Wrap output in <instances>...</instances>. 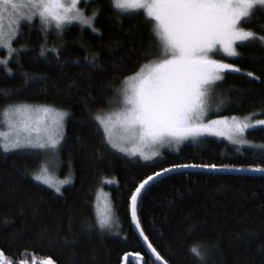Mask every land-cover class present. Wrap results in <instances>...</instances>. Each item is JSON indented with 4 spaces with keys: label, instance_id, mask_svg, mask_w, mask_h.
Listing matches in <instances>:
<instances>
[{
    "label": "trees",
    "instance_id": "16d2710c",
    "mask_svg": "<svg viewBox=\"0 0 264 264\" xmlns=\"http://www.w3.org/2000/svg\"><path fill=\"white\" fill-rule=\"evenodd\" d=\"M86 3L80 8L86 17L95 14V32L78 24L43 31L34 21L21 26L13 59L0 68V132L9 105L66 113L58 177L71 178L59 193L37 182L42 152H5L0 139V252L10 264L48 259L53 264H155L130 219L129 193L142 179L174 165L264 168V148L238 150L213 138L185 144L152 162L108 146L91 113L107 110L121 82L146 57H156L159 38L142 12L124 14L112 0ZM243 27L264 36V9ZM236 51L228 62L240 71L224 73L213 87L218 115L264 120V42L240 43ZM245 137L264 145V128L249 130ZM101 188L113 210L109 232L95 217ZM137 215L167 264H264V175L173 173L146 189ZM194 247L207 250L205 261L191 251Z\"/></svg>",
    "mask_w": 264,
    "mask_h": 264
},
{
    "label": "snow or ice",
    "instance_id": "6c2138e0",
    "mask_svg": "<svg viewBox=\"0 0 264 264\" xmlns=\"http://www.w3.org/2000/svg\"><path fill=\"white\" fill-rule=\"evenodd\" d=\"M81 2L0 0V20L9 10L17 17V28L13 34H6L0 23V48L7 49L9 56L16 51L12 43L21 20L32 22L38 19L45 31L52 26L61 30L75 21L95 32V14L86 17L78 8ZM112 3L116 9L123 11L143 10L146 19L154 21L153 30L159 38V51L153 59L146 57L147 62L121 82L122 88L115 90L116 98L106 102L113 107L91 113L96 131L107 145L119 152L139 154L149 160L158 153H149L145 149L166 142L179 143L210 134L226 136L234 143H244L240 138L247 129L264 126V120H256L253 124L247 118L240 120L233 117L207 122L203 119L210 86L222 79L220 73L226 69L240 71L231 64L211 59L209 54L222 50L227 56L235 57L238 55L235 48L237 42L243 44L256 39L264 42V36L257 37L253 31L242 27V22L250 21L256 10L264 9V0H112ZM41 55H44V50ZM7 63V60H0V64L7 66ZM8 71L11 74V70ZM247 75L251 77L253 73ZM32 112L44 115L33 119L30 115ZM66 115L46 107L33 109L28 105H9L4 116L10 134H4L3 150L55 149L64 138L63 122ZM176 167L218 170L215 164L174 165L173 168L163 169V172L173 171ZM254 171L264 172V168ZM161 174L155 172L146 176L129 193L130 215L156 261L167 264L144 234L137 215L143 193L150 182ZM35 179L60 192V187L46 175H37ZM59 183H70V180ZM97 219L101 229L110 227L112 214L108 205L98 212ZM191 251L201 262L206 260V249L198 251L194 247ZM45 264H53V261L48 259Z\"/></svg>",
    "mask_w": 264,
    "mask_h": 264
},
{
    "label": "rangeland",
    "instance_id": "374dc122",
    "mask_svg": "<svg viewBox=\"0 0 264 264\" xmlns=\"http://www.w3.org/2000/svg\"><path fill=\"white\" fill-rule=\"evenodd\" d=\"M82 1H85V3H86V2H89L90 0H82ZM80 4L81 3L78 4V8H79L80 11H82L84 13V10L82 8H80ZM118 10L123 12L124 14L138 13V12H142L144 14L143 10H133V11H123V10H120V9H118ZM16 19H17V17L15 15L11 14V10H9L8 13H5L3 15V18H2V20H0V23H2L3 30H4V32L6 34H13L14 33V30L17 28V25L15 23ZM34 21H37L38 25H39V28H41V30H43L38 19H35L32 22H28L26 20H21L20 23H19V29L21 28V26H30V25H32ZM73 24H78V25L82 26L80 23L75 22V21L72 24H69V25H73ZM153 24H154V21H153ZM66 26H68V25H66ZM52 27L55 29L54 26H52ZM52 27H50L49 30H52ZM242 27H243V22H242ZM43 31H45V30H43ZM56 31H58V30H56ZM18 37H19V31H18V34L15 36V39H17ZM14 40H13V42H14ZM238 44H240V42H237L236 45H238ZM236 45H235V48H236ZM12 47L14 48L13 43H12ZM14 54H15V52H13L11 54V56H9L7 49L0 48V60H7L8 63H9L13 59ZM209 55H210L211 59L219 61L221 63H225V64H230L228 61L231 60V59H234L236 57V56L235 57L227 56V54L223 53L222 50H215L212 53H210ZM1 67L5 68L6 66L3 65V64H0V68ZM230 71H232V70L231 69L223 70L220 73L221 77H223L224 73L230 72ZM219 81L220 80L216 81L213 85L210 86L209 95H208V97L206 99V104H205V115L203 117L204 122H207L209 120L223 119V118H228V119L233 118V117L219 116L218 115L219 107L217 106L218 103H217V101L214 98L215 96H214V93H213V87ZM114 98H116V96ZM31 107L33 109H35V108H44L45 106H31ZM111 107H113V106L109 105V108H111ZM46 108H48V107H46ZM53 110H55V109H53ZM55 111H58V110H55ZM4 112H3V116H2V120H1L3 131L0 132V139L2 140V143L5 142L4 141V134H10V129L8 127V124H7V118L4 116ZM58 112H61V111H58ZM30 115H31V117L33 119H35L38 116L42 117L44 114L43 113L32 112V113H30ZM66 119L64 118L63 125H65ZM237 119H240V118H237ZM247 119H248V121L250 123L255 124V122H256L255 119H252V118H247ZM240 120H244V119H240ZM255 128H264V126L258 125ZM255 128L247 129L245 131L243 136L240 138V139H243L245 141L244 143H240V142H235L234 143L232 140L228 139L226 136H217V135L204 134V135L198 136L196 138H189V139L183 140V141H181L179 143H176L175 141H170V142H166L163 145H156V146H153L152 148H146L145 149L146 152L150 153L152 151H155V152L158 153V155L153 156L149 160L143 159L139 154H137V155H128L126 153L119 152L116 149H113V148L112 149L115 152L120 153V154H122L124 156H127L129 158L139 159V160H141V162H152V161H155V160H158V159L162 158L165 153H176V152H178V150L183 145L188 144V143H195V142H197L198 140H200L202 138H213V139H217L219 141H224L227 144H229L230 146H232L233 148L238 149V150H243V149L261 150V149L264 148V145H258V144L254 143L252 141L247 140L246 137H245V134H246L247 131L255 129ZM63 131H64V127H63ZM33 136H35V133H33ZM59 145L55 149L24 148V149H14V150H11V151L42 152V154H43L42 155L43 156V164L39 168L38 173H36L34 175V179H35V176L43 174V175H46V177L48 179H50L53 182V184H56L57 186H59L61 188L62 186L67 185L69 183H64V184H60L59 183L60 181H64V180H61L58 177V175L60 176V174L62 173V170H63V167L60 166L59 163H58V147H59ZM108 146H110V145H108ZM44 170H46V173H45ZM35 180L37 182H39V183L44 184L47 187H50L48 184H45V183H43L40 180H37V179H35ZM65 180H70L71 181V178L67 177V179H65ZM103 184H110V182L109 181H104ZM50 188L55 190V187H50ZM105 205H108L110 207L111 214H112V220H113L114 219L113 218V210H112V206H111V202H110L108 193L103 188H101V189H98V191L96 193V199H95V202H94V211H95L96 219L98 218V212L102 211L104 209ZM97 222H98V219H97ZM112 223H113V221H112ZM111 225H110V227H113ZM110 227L103 229V231L104 232L105 231L109 232V230L111 229ZM46 261L47 260H34L31 263H20V264H45ZM0 264H10L1 252H0Z\"/></svg>",
    "mask_w": 264,
    "mask_h": 264
},
{
    "label": "water",
    "instance_id": "95a60500",
    "mask_svg": "<svg viewBox=\"0 0 264 264\" xmlns=\"http://www.w3.org/2000/svg\"><path fill=\"white\" fill-rule=\"evenodd\" d=\"M173 168V167H172ZM186 171H196V172H207V173H222V174H253V175H264V172H258L254 170H235V169H218V170H209L207 168H201V167H176L173 171L169 172H163L161 171V175L157 177L154 181L150 182V185L147 187L149 188L153 183L159 181L160 179L178 172H186ZM146 188V189H147ZM146 191V190H145ZM131 219V215H130ZM132 227L137 234L139 240L142 242V245L144 246L145 250L147 251L148 255L152 258V260L155 262V264H161L160 261H156L155 256L152 254L151 250L147 247V244L145 243L144 239L140 236V229H137L135 224L131 221Z\"/></svg>",
    "mask_w": 264,
    "mask_h": 264
}]
</instances>
